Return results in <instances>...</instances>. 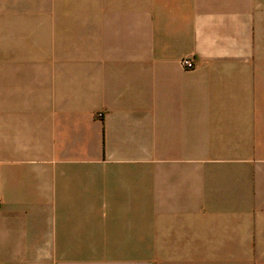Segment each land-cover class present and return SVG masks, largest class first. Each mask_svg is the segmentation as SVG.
Returning a JSON list of instances; mask_svg holds the SVG:
<instances>
[{"label": "crops", "instance_id": "obj_1", "mask_svg": "<svg viewBox=\"0 0 264 264\" xmlns=\"http://www.w3.org/2000/svg\"><path fill=\"white\" fill-rule=\"evenodd\" d=\"M41 2L0 0V264H264V0Z\"/></svg>", "mask_w": 264, "mask_h": 264}, {"label": "rangeland", "instance_id": "obj_2", "mask_svg": "<svg viewBox=\"0 0 264 264\" xmlns=\"http://www.w3.org/2000/svg\"><path fill=\"white\" fill-rule=\"evenodd\" d=\"M58 8H59V5L49 4V3H47V0H42V2L40 3V10L42 12L55 11ZM10 249H11V247H10ZM11 250H13V248Z\"/></svg>", "mask_w": 264, "mask_h": 264}, {"label": "built area", "instance_id": "obj_3", "mask_svg": "<svg viewBox=\"0 0 264 264\" xmlns=\"http://www.w3.org/2000/svg\"><path fill=\"white\" fill-rule=\"evenodd\" d=\"M183 65L186 68H193L194 67L193 62L191 60H189V59H184Z\"/></svg>", "mask_w": 264, "mask_h": 264}]
</instances>
